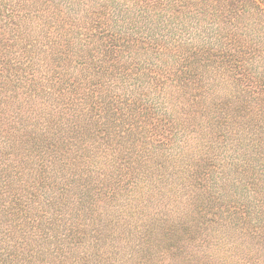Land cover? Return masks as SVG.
I'll use <instances>...</instances> for the list:
<instances>
[{"label": "trees", "instance_id": "trees-1", "mask_svg": "<svg viewBox=\"0 0 264 264\" xmlns=\"http://www.w3.org/2000/svg\"><path fill=\"white\" fill-rule=\"evenodd\" d=\"M0 264H264V0H0Z\"/></svg>", "mask_w": 264, "mask_h": 264}]
</instances>
